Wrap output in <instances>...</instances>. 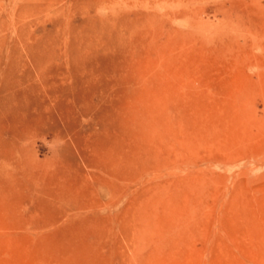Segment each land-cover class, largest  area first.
Instances as JSON below:
<instances>
[{"label":"rangeland","instance_id":"rangeland-1","mask_svg":"<svg viewBox=\"0 0 264 264\" xmlns=\"http://www.w3.org/2000/svg\"><path fill=\"white\" fill-rule=\"evenodd\" d=\"M0 264H264V0H0Z\"/></svg>","mask_w":264,"mask_h":264}]
</instances>
